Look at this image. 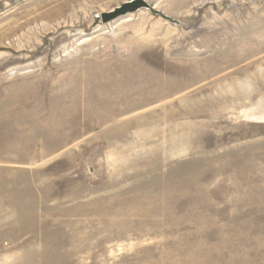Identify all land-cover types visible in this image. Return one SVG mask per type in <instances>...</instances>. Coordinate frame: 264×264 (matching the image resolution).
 <instances>
[{
  "label": "rangeland",
  "instance_id": "rangeland-1",
  "mask_svg": "<svg viewBox=\"0 0 264 264\" xmlns=\"http://www.w3.org/2000/svg\"><path fill=\"white\" fill-rule=\"evenodd\" d=\"M50 1L0 0V264H264V0Z\"/></svg>",
  "mask_w": 264,
  "mask_h": 264
},
{
  "label": "bare ground",
  "instance_id": "bare-ground-1",
  "mask_svg": "<svg viewBox=\"0 0 264 264\" xmlns=\"http://www.w3.org/2000/svg\"><path fill=\"white\" fill-rule=\"evenodd\" d=\"M61 1V3L54 7V11H56V13L54 14V16H49V19L52 21V22H55L57 23L58 21H61L62 19L63 22H58L57 23V27L58 26H61L63 24L66 23V14L67 12H69L73 7H72V4H76L74 3L75 1L77 0H56V1H53L51 0L49 3V5H52L53 3H56V2H59ZM146 1V0H145ZM40 17V16H39ZM36 18V17H35ZM41 18V17H40ZM33 19V18H32ZM69 38L68 34L64 33L62 34L60 37H59V41L60 40H67ZM249 64V63H248ZM256 77V76H255ZM176 91H179V90H176ZM176 91H173L172 93L176 92ZM197 90L195 91H192L193 93H196ZM168 97L170 96H167V94L165 93L163 96L159 97V98H156V99H150V100H147L145 101L146 103H153V102H156V101H163L165 99H167ZM246 98V97H245ZM179 101V99H176L173 100L172 102L170 101V104H177ZM264 118H262L263 120ZM264 123V122H263Z\"/></svg>",
  "mask_w": 264,
  "mask_h": 264
},
{
  "label": "water",
  "instance_id": "water-1",
  "mask_svg": "<svg viewBox=\"0 0 264 264\" xmlns=\"http://www.w3.org/2000/svg\"><path fill=\"white\" fill-rule=\"evenodd\" d=\"M143 7H148V5L146 4L145 1H143V0H135V1H132L130 3L125 4L121 8H118L113 13L105 15L104 18L107 21V20L116 18L118 16L125 15V14L130 13V12H135V11H137L140 8H143Z\"/></svg>",
  "mask_w": 264,
  "mask_h": 264
}]
</instances>
